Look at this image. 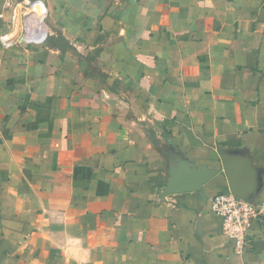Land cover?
Listing matches in <instances>:
<instances>
[{"label":"crops","instance_id":"crops-1","mask_svg":"<svg viewBox=\"0 0 264 264\" xmlns=\"http://www.w3.org/2000/svg\"><path fill=\"white\" fill-rule=\"evenodd\" d=\"M42 1L46 42L0 45V264H264V0ZM224 151L261 179L242 256L223 174L162 197Z\"/></svg>","mask_w":264,"mask_h":264},{"label":"built area","instance_id":"built-area-1","mask_svg":"<svg viewBox=\"0 0 264 264\" xmlns=\"http://www.w3.org/2000/svg\"><path fill=\"white\" fill-rule=\"evenodd\" d=\"M49 17V9L42 0H11L7 30L0 35V45L11 49L44 44L50 34ZM211 208L223 219L224 234L234 243L236 254L242 256L250 248L252 223L260 214V204L255 206L230 191H222Z\"/></svg>","mask_w":264,"mask_h":264},{"label":"water","instance_id":"water-1","mask_svg":"<svg viewBox=\"0 0 264 264\" xmlns=\"http://www.w3.org/2000/svg\"><path fill=\"white\" fill-rule=\"evenodd\" d=\"M220 174L226 177L228 189L234 196L258 206V192L261 188L259 171L253 168V162L249 156L237 151L222 152L218 168L197 165L180 154L174 153L162 197L195 192Z\"/></svg>","mask_w":264,"mask_h":264}]
</instances>
